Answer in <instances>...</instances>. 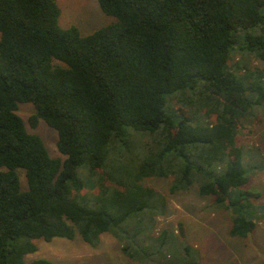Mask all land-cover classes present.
<instances>
[{"label":"trees","instance_id":"16d2710c","mask_svg":"<svg viewBox=\"0 0 264 264\" xmlns=\"http://www.w3.org/2000/svg\"><path fill=\"white\" fill-rule=\"evenodd\" d=\"M98 4L112 20L82 35L59 25L56 0H0V264H56L25 255L76 233L91 245L110 233L132 261L199 264L182 222L154 232L167 200L145 180L210 196L231 236L254 230L260 192L241 189L239 136L261 120L264 84H244L228 61L234 50L240 72L264 78L247 61L264 60V0ZM19 102L33 105L32 128L56 130L59 155L27 130Z\"/></svg>","mask_w":264,"mask_h":264},{"label":"rangeland","instance_id":"374dc122","mask_svg":"<svg viewBox=\"0 0 264 264\" xmlns=\"http://www.w3.org/2000/svg\"><path fill=\"white\" fill-rule=\"evenodd\" d=\"M60 8L58 23L61 27L76 26L82 35L107 24L112 18L104 14L98 0H56ZM238 52L232 50L229 63H234V70L244 84L250 80H258L264 84V78L259 79L256 72L245 74L237 69L236 64L244 61ZM251 69L263 67L264 60L247 56ZM171 95L167 98L170 100ZM171 102V101H170ZM173 104V103H172ZM174 106V105H173ZM169 101L166 110L174 109ZM17 114L24 121L30 132H35L42 138L51 156L59 155L56 148L57 132L39 119L37 126L32 128L28 122L34 107L28 102H19ZM261 120L253 124L244 123V132L239 136V142L244 148V165L248 182L241 189L260 192L254 199L251 209L253 219L257 221L254 230L246 237L231 236L229 233L230 213L213 205L210 196H200L195 187L189 190L170 193L169 177L147 178L145 183L154 187L166 196L167 210L157 217L154 232L163 227H171L177 232V223L182 222L185 228L184 241L193 249L195 259L199 264H262L264 259V104L258 106L257 114ZM20 183L26 188V179L22 169H19ZM37 249L25 255L26 260L45 258L56 264H157L147 261H132L121 250V242L110 233H103L96 245L83 241L76 233L72 239L55 237L50 241L35 240Z\"/></svg>","mask_w":264,"mask_h":264}]
</instances>
